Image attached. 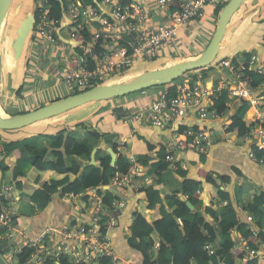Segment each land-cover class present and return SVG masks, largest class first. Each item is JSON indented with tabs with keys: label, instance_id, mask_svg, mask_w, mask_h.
Wrapping results in <instances>:
<instances>
[{
	"label": "crops",
	"instance_id": "obj_1",
	"mask_svg": "<svg viewBox=\"0 0 264 264\" xmlns=\"http://www.w3.org/2000/svg\"><path fill=\"white\" fill-rule=\"evenodd\" d=\"M76 1L79 5H82L83 8L90 7L96 2V0ZM129 1L130 3L141 4L145 7L148 15L146 25L148 26L155 24H171L168 19V12L171 13L176 11L179 6L177 0H168L166 6L163 8L158 7L155 0ZM263 1L264 0H258L257 3L256 0H246L243 5V9L240 8L232 17L218 57L223 50L222 55L218 60H216V64L212 66L213 70L208 74L206 79L201 80V74L198 71H192V73L188 72L176 80V87L178 88L187 84H199L202 88L209 90L216 85V82L229 80L228 72L217 67V64L221 61V59H232L240 53L253 52L258 60H260L264 65V54H262V49L259 46V41L264 36V24H261L260 22L262 19L264 20ZM10 7L18 9L20 13L29 15V18H34L37 3H35L34 0H12ZM99 7L103 12H106L105 8L100 5ZM237 14L238 17H236ZM62 19L64 24L68 22L65 15L62 16ZM216 24L217 20L214 14L212 15L209 10L205 19L202 21L193 22L189 26L179 30L177 44L173 50L165 49L162 53H160V56L151 61L136 60L130 68L136 70L148 68L147 70L141 71L144 72L161 69L175 63L195 59L207 47L215 30ZM201 27L204 28L201 29ZM260 27L261 30L258 32V28ZM195 33L198 34V36H195ZM58 39L64 48L59 49L58 47L42 44L41 42L40 43L42 45H38L36 43V46H28V51H25L23 48L24 53L22 51L23 54H21L20 61L22 65H24L25 71H22L21 75H14L13 72L11 75H8L7 72L2 70V74L0 76V107L4 114L14 116L36 110L40 108H35L36 106L42 107L46 104L57 101L56 99L60 100V97L52 96V99H50L46 89L37 90L38 82H40L41 78L45 80L44 73H49V75H51V80L54 82V86L57 89L59 86V83L57 82V73L62 69L74 67L76 64H79L82 56L76 42L67 38V33H65L64 28H61L58 31ZM34 48H38L36 53H34ZM46 52L47 55H45ZM52 57H55V59L51 60ZM125 70L126 69L122 70L119 74ZM119 74L113 76L112 79H118ZM21 86L23 87L21 92L22 96L18 98L16 96V91ZM168 88L169 87L165 86L152 87L136 92L132 95L103 101L101 108L96 109L93 112V116L89 118L91 128L99 132L101 135L100 140H93L90 143H86L89 148L92 147L91 162L87 161L84 157L71 158V161H75L77 164H80L81 167H85L90 163L95 164L97 163L96 161L103 156L101 151L108 153L109 149L112 150L113 144H118L120 145V153L124 154L129 162L134 161L137 164V167H139V170L150 178L148 183H140L141 190H145L146 188L152 186L153 189L159 191L160 196L163 199L173 194L181 195V183L183 179L179 177L180 175L176 170L177 167H179V170L185 172L187 179L198 181L203 185L202 189L198 192L200 203L196 208L192 206L193 208L191 210L193 213L190 217H193L195 214L203 215L205 207L210 206L212 199L211 195L206 190L203 178H199L198 173L200 171L216 179L222 190L228 189L230 191L235 207L240 204L246 205L254 196L246 198L247 193L245 191L246 189L243 187V179L246 183H249L250 187H260L261 184L262 190L258 191L257 194L264 193L263 168L252 162L248 157V152L252 145L243 141L237 144H234L229 140L224 141L215 130L217 127H223L226 129L231 123V118L238 108V104L234 103L230 99L226 104L227 110L220 118L217 119L211 117H208V119L201 118L198 108L192 107L188 109L183 119L175 121L169 127L164 129H159L147 124L133 123V125H124L122 123L124 117L139 111H145L150 104ZM41 92H44L46 96H41ZM263 92L264 87L258 89L255 92V95H260ZM213 97L215 96L212 95L211 98H202L200 106H207L209 101L212 103ZM10 101H12V103ZM9 106L10 110L18 109L20 112H16L18 114L8 113ZM248 112H251L252 115L253 109L249 110L248 108L243 116L245 120H248ZM70 118L71 115L68 112L67 114L61 116L60 122L67 121ZM56 120H58V118L41 122L39 125L41 127L47 124H53ZM184 129L207 130L210 133L211 144H209L206 152L203 154H199L190 149H183L176 152L175 163L169 164L165 162L169 166L167 170L162 172L161 184L157 185L154 177V167L161 160V152L165 153V148L167 146L175 144L180 138L179 135L181 131ZM12 133L14 132L5 133V137L0 135V142L7 143L11 141L24 140L26 136H29L27 137L28 139H31L32 137L31 135H26L20 132V135L16 136ZM110 134L113 135L111 140L109 138ZM77 138L80 142L85 140L83 136H77ZM47 147L48 146L45 148ZM45 159L48 161L51 158L48 156ZM17 162V159L13 155L0 156V168L7 169L4 174L0 171V186L2 183L12 184L14 187V194L16 196V231L13 232V235L16 236L14 241V247H16L15 252L21 242L36 239L44 229H59L72 222L84 224L91 223V215L88 212L78 210V208L84 204L80 196L70 197L68 195L60 198L58 195H53L52 198H55L54 203L51 198V202L45 210L31 213L29 209L31 206L28 198L32 192L38 188V186L33 183L32 178H28L26 175L22 178L16 179L15 181L12 180V172L15 167L19 166ZM29 169L30 168L27 167L25 173H27ZM220 178H227L229 182L222 184L219 181ZM16 182L22 183L21 190L16 189ZM103 189L113 190V188L109 186H104ZM240 192L241 195L238 194ZM94 193L95 190L86 191L85 195L88 197L89 201L95 200ZM235 197H237L240 202L238 200L235 201ZM141 201H145V194L142 191H128L123 201L125 205L124 208H115L112 213L115 225L108 230V235L113 251L120 258V264L141 263V257L138 253L129 248L126 239L131 225L130 217L135 212ZM237 217L240 222H245V216L242 213H238ZM260 228L264 231V219L261 222ZM232 234L234 238L238 239V235L235 231ZM69 244L72 245L71 242H69ZM215 247L221 248V245H218L217 243ZM6 256L7 253L1 257L8 259L9 256Z\"/></svg>",
	"mask_w": 264,
	"mask_h": 264
},
{
	"label": "built area",
	"instance_id": "obj_2",
	"mask_svg": "<svg viewBox=\"0 0 264 264\" xmlns=\"http://www.w3.org/2000/svg\"><path fill=\"white\" fill-rule=\"evenodd\" d=\"M158 7L166 6L168 0H155ZM178 9L168 12L171 24L146 25L148 15L145 7L137 3H124V0H101L99 5L106 9L103 12L99 5L96 9L88 10L78 3L70 4L62 15L68 22L57 19L49 14L48 0H43L34 17V41L39 44L64 48L58 39L61 28L75 27V32L67 34L69 40L75 41L81 51V62L74 67L62 69L57 73V82L71 91L84 92L99 83H106L124 69L132 67L136 60L151 61L160 56L165 49L173 50L177 44L179 30L193 22L205 19L207 12L214 10L223 3V0H177ZM87 32L90 42L87 44L77 41L78 34ZM125 34V35H124ZM37 39V40H35ZM217 67L228 72L229 80L216 82L212 88L204 89L199 84H187L178 87L175 93L169 89L164 90L145 111H139L123 118L124 125L133 123L147 124L159 129L169 127L175 121L181 120L188 109L197 107L201 118H220L222 114L211 109L212 103L201 107L202 98H211L222 91L227 92L228 99L241 107L246 103L253 109L251 125L243 135L242 141L252 144L248 152L249 159L260 165L264 173V92L255 95V92L264 87V81L254 89L250 81L244 78L245 67L242 64L234 65L231 59H223ZM249 70L263 74L264 66L255 54L251 55L248 62ZM179 140L165 148L164 161L175 163V153L183 149H190L199 154L206 152L210 144V133L204 129H184ZM259 154V155H258ZM131 170L126 174L117 175L109 183L115 193L111 212L115 208H124V197L128 191H141L140 183H148L150 178L139 170L134 161ZM1 177V176H0ZM89 201L78 208L79 211L91 215V223L72 222L59 229H44L36 239L21 242L15 253L24 247L31 248V260L40 264L44 259L56 260L61 256L68 257L73 264H120L119 256L113 251L108 235V230L115 225L111 212L103 208L101 198ZM73 197V194L69 195ZM0 197L3 204L0 210V229L6 230V240L11 239L16 231V211L14 187L12 184L2 183ZM226 202L218 205L222 207ZM237 213L245 216V224L249 225L253 238L257 237V228L252 216L240 205L236 206ZM35 212H38L36 209ZM109 214V215H108ZM103 218V220H102ZM233 249H240L241 259L237 264L249 263L252 260H264V243L256 242L250 247L242 237L234 238ZM69 242L72 243L69 244ZM157 248V246H156ZM155 248V249H156ZM16 249V247H15ZM209 255L215 251L211 245L204 248ZM225 264L223 260L217 263Z\"/></svg>",
	"mask_w": 264,
	"mask_h": 264
},
{
	"label": "trees",
	"instance_id": "obj_3",
	"mask_svg": "<svg viewBox=\"0 0 264 264\" xmlns=\"http://www.w3.org/2000/svg\"><path fill=\"white\" fill-rule=\"evenodd\" d=\"M34 1L37 3V11L34 13V17H36L38 6L43 0ZM75 2L78 3L76 0H48L49 14L54 18L62 19L63 12L70 4ZM100 2L101 0H96L90 7L86 8L88 10L96 9ZM124 3L128 4L130 1L124 0ZM225 4L222 3L214 10L216 20ZM64 30L67 34L76 31L75 27H66ZM89 36L87 32L80 33L77 41L87 44L90 42ZM259 46L262 49V54H264V36L259 41ZM253 54V52L240 53L231 61L234 65L242 64L245 67L244 78L250 81L254 89H257L264 81V71L261 75L249 70L248 62ZM212 66L197 70L201 74V80L206 79L208 74L211 73ZM175 82L176 80L165 85V87H169L170 92L173 94L177 90ZM22 89L21 86L16 91L18 98L22 96ZM69 93L68 96L80 92L71 91ZM214 96L211 109L223 114L227 110L226 104L229 100L227 92L222 91ZM248 108V105L243 103L241 107L236 109L231 118V123L226 129L223 127L215 129L224 141L229 140L234 144L242 142L243 135L251 125V112H248V120L243 118ZM86 135L89 143L101 138L96 130L88 132ZM47 146V148L39 150L34 146L23 144L22 141L0 142V156L13 155L18 162L22 160L24 155L29 156L23 167L14 168L12 180L15 181L26 175L28 178H32L33 183L38 186L28 198L31 209L45 210L49 206L53 195L63 198L73 194L74 196H80L83 202L87 203L86 191L95 190L97 197L101 198L104 210L110 214L111 204L116 199L115 193L109 189L105 190L103 187L108 186L117 175L129 172L133 166L125 155L120 153V145H112V151L116 154L114 167L110 166V156L105 151H101L103 156L96 161L97 163L85 167L71 161V158L81 157L90 161L92 147L89 148L86 144L80 142L77 136L68 130L57 132L54 140ZM48 156L51 159L47 161L45 158ZM164 157L165 153L161 152V160L154 167V177L157 185L161 184L162 172L167 170L169 166L165 163ZM27 167L30 169L25 173ZM178 168L176 170L180 175L179 177L183 179L181 195L173 194L163 199L159 191L153 189L152 186L141 190L145 194V201H141L133 213L127 239L129 248L141 257L140 264H210L217 263L219 260H223L225 264H237L241 259L242 252L240 249H233L235 239L232 233L234 231L251 247H254L256 242L264 243V231L260 228L264 219V193L255 194L246 205L240 204L256 223L254 226L257 228L258 233L257 237L253 238L249 225L240 222L237 217L238 213L230 191L228 189L222 190L216 179L202 171L198 173L199 178H203L206 190L212 199L210 206L205 207L203 215L195 214L190 217L193 211L187 207L186 203H190L194 208L199 205L198 192L203 185L198 181L187 179L185 172ZM0 171L4 174L7 169L0 168ZM219 181L222 184L229 182L227 178H220ZM15 187L21 190L22 183L16 182ZM238 194L241 195V192ZM183 197L186 200H183ZM223 202H226V205L221 208L217 207ZM2 204L3 199L0 197V210ZM112 213L113 211L111 215ZM6 236V230L0 229V244L6 240ZM219 241L222 242L221 248H216L215 245ZM206 245L213 247L214 255L208 254L204 249ZM7 252L8 249L0 248V256H4ZM32 254L33 250L31 248L24 247L19 253L9 256L8 259H15L16 264H37L31 260ZM40 264L73 263L70 262L68 257L61 256L56 260L44 259ZM245 264H264V260L254 259Z\"/></svg>",
	"mask_w": 264,
	"mask_h": 264
},
{
	"label": "water",
	"instance_id": "obj_4",
	"mask_svg": "<svg viewBox=\"0 0 264 264\" xmlns=\"http://www.w3.org/2000/svg\"><path fill=\"white\" fill-rule=\"evenodd\" d=\"M11 2L12 0H0V35L2 26L9 12ZM245 2L246 0H229L225 4L218 14L217 24L207 47L195 59L175 63L157 70L144 71L137 75H133L122 82L113 83V81H111L96 85L87 91L70 95L64 99L51 102L36 110L24 114L14 116L4 114V116H0V131L9 132L21 130L33 124L62 116L71 110L86 106L91 103L109 101L152 87L165 86L181 78L188 72L197 71L199 69L212 66L214 63H216L232 17L238 12L242 5L245 4ZM33 23L34 18L31 17L23 22L17 29V38L14 42L15 55L17 57H19L22 53L25 41L28 36L32 41ZM108 153L110 155V166L114 167L116 154L110 149L108 150ZM182 199L185 200L184 198ZM186 205L190 210L193 208L188 202ZM15 239L16 236L13 235L11 239L5 240L0 244L1 249H8L7 256H12L15 252ZM0 264H5L1 256Z\"/></svg>",
	"mask_w": 264,
	"mask_h": 264
},
{
	"label": "rangeland",
	"instance_id": "obj_5",
	"mask_svg": "<svg viewBox=\"0 0 264 264\" xmlns=\"http://www.w3.org/2000/svg\"><path fill=\"white\" fill-rule=\"evenodd\" d=\"M228 1L229 0H224L223 3L225 4ZM256 2L258 3V0H256ZM243 7L244 6L242 5L241 9H243ZM236 17H238V14L236 15ZM28 19H29V15H27L25 13H20L18 9H15L14 7H10L9 13H8V15L5 19V22L2 26L1 35H0V76L2 74V70L4 72H7L8 75H11V73L13 72L14 75L17 74L18 76H19V74L20 75L22 74V71H25V67H24V65H22V63L20 61L21 54H23L24 51H23V53L20 54V56L18 55L19 57H17L15 55L14 42L17 38V33H16L17 29L19 28V26L23 22H25ZM260 22H261V24H263L264 20L262 19ZM203 28L201 27V29H203ZM260 30H261V27L258 28V32H260ZM194 35L198 36V34H196V33ZM35 40H37V39H35ZM40 44L41 43L39 42L38 45H40ZM30 45L36 46V42L34 41V39L31 42V38L28 36V38L25 41L24 47H23L24 50L28 51ZM37 50H38V48H34V53H36ZM222 52H223V50H222ZM222 52L220 53L219 57H221ZM45 55H47V52ZM219 57L217 58V60L219 59ZM54 59H55V57L51 58V60H54ZM147 69L148 68L136 70V69L129 68V69H126L124 72L120 73L118 79H116V80L112 79L111 81H113V83L122 82V81H125L126 79H128L130 76H133V75L141 72L142 70H147ZM135 70H136V72H135ZM44 75H45V80H43L42 78L40 79V82H38V85H37V90H40V89L45 90L46 89L47 93H48V97L50 99H52L51 96L52 97H60V99H64V98L68 97V95L70 94L69 90H67L66 88H64L62 86H58L56 89L54 86V82L51 80V75H49V73H44ZM40 77H41V74H40ZM25 79H26V77H25ZM111 81H109V82H111ZM159 87H161V86H159ZM133 94H135V93H133ZM43 95L46 96V94L44 92H41V96H43ZM130 95H132V94H130ZM10 102L12 103V101H10ZM101 106H102V102L92 103L86 107L83 106V107L71 110L69 112L71 115V118L67 121L60 122L61 116H59V117H56V118H58V120L55 121L56 124L55 123L47 124L45 126L40 127L39 123H41V122H39V123L33 124L29 127H25L20 131L16 130V131H9V132H14V133H12V134H14V136L20 135V133H23L26 135L27 134L31 135L32 136L31 139H28L27 137H29V136H26L24 138V140H18V141H22V143L23 144L26 143V145L34 146L39 150L45 148L47 146V144H49L51 141H53L55 134L61 130L71 131L73 135L78 136V137L83 136L85 139V141L83 140V143L86 144L88 142L86 134L88 132L94 131L91 128V125L89 124V118H91V116H93V112L98 108L100 109ZM37 107H41V106H36L35 108H37ZM1 111H2V109H1ZM16 112H20V111L18 109L10 110V106H9L8 113L18 114ZM46 121H48V120H46ZM43 122H45V121H43ZM5 133H7V132L0 131V135H2L3 137H5L4 136ZM112 136H113L112 134L109 135L110 140H111ZM28 157H29L28 155H24L22 160L17 162L18 165L23 167L24 163H26L25 161L28 159ZM243 182H244L243 187L246 189L245 191L247 193L246 198H249L250 196L257 194L258 191L262 190L261 184H260V187L259 186L258 187H254V186L250 187L249 183L248 182L246 183L244 179H243ZM237 197H235V199H234L235 201H237V200L239 201V199H237ZM22 198H23V196H22ZM52 201L54 203V201H55L54 197L52 198ZM29 209H30L31 213H35L34 209H31V208H29ZM132 220H133V214L130 217L131 222H132ZM128 237H129V233L127 234L126 239H128ZM220 241L218 242V245L222 244V242H220ZM3 260H4L5 264H16L15 259H7V258L3 257Z\"/></svg>",
	"mask_w": 264,
	"mask_h": 264
},
{
	"label": "bare ground",
	"instance_id": "obj_6",
	"mask_svg": "<svg viewBox=\"0 0 264 264\" xmlns=\"http://www.w3.org/2000/svg\"><path fill=\"white\" fill-rule=\"evenodd\" d=\"M36 11H37V10H36ZM42 44H43V43H42ZM42 44H41V45H42ZM65 44H66V43H65ZM78 56H79V54H78ZM221 60H222V59H221ZM65 62H66V61H65ZM218 62H219V61H218ZM218 62H217V63H218ZM68 66H69V63H68ZM215 67H216V66H215ZM218 69H219V68H218ZM262 88H263V87H262ZM168 89H169V88H168ZM169 90H170V89H169ZM115 99H116V98H115ZM211 108H212V107H211ZM0 112H1V113H0V116H4V113L1 111V109H0ZM207 119H208V118H207ZM225 128H226V127H225ZM211 134H212V133H211ZM212 140H213V139H212ZM210 144H211V143H210ZM247 144H248V143H247ZM251 145H252V144H251ZM176 160H177V159H176ZM17 202H18V201H17ZM248 245H249V244H248ZM250 247H251V246H250Z\"/></svg>",
	"mask_w": 264,
	"mask_h": 264
}]
</instances>
